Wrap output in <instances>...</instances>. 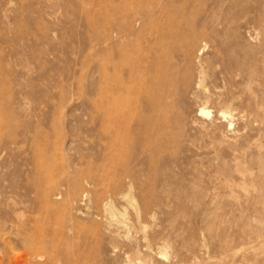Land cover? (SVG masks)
Masks as SVG:
<instances>
[{"label":"rangeland","instance_id":"obj_1","mask_svg":"<svg viewBox=\"0 0 264 264\" xmlns=\"http://www.w3.org/2000/svg\"><path fill=\"white\" fill-rule=\"evenodd\" d=\"M40 201L78 264H264V0H0V264Z\"/></svg>","mask_w":264,"mask_h":264},{"label":"bare ground","instance_id":"obj_2","mask_svg":"<svg viewBox=\"0 0 264 264\" xmlns=\"http://www.w3.org/2000/svg\"><path fill=\"white\" fill-rule=\"evenodd\" d=\"M28 224L27 232L20 236L19 245L25 261L31 264H78V244L73 245L71 255L64 251V245L71 239L64 235L62 219L54 215L49 201L38 202L37 215ZM17 246L7 240L3 242L2 250L10 252Z\"/></svg>","mask_w":264,"mask_h":264}]
</instances>
